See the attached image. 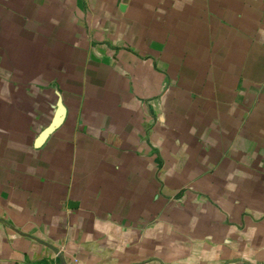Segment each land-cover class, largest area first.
Segmentation results:
<instances>
[{"label":"crops","instance_id":"0c3cea01","mask_svg":"<svg viewBox=\"0 0 264 264\" xmlns=\"http://www.w3.org/2000/svg\"><path fill=\"white\" fill-rule=\"evenodd\" d=\"M53 262L264 264V0H0V264Z\"/></svg>","mask_w":264,"mask_h":264},{"label":"water","instance_id":"95a60500","mask_svg":"<svg viewBox=\"0 0 264 264\" xmlns=\"http://www.w3.org/2000/svg\"><path fill=\"white\" fill-rule=\"evenodd\" d=\"M63 115H64V108L61 105H59L52 123L44 131L41 138H44L45 136H47L54 128H56L61 123Z\"/></svg>","mask_w":264,"mask_h":264},{"label":"built area","instance_id":"2783aa9c","mask_svg":"<svg viewBox=\"0 0 264 264\" xmlns=\"http://www.w3.org/2000/svg\"><path fill=\"white\" fill-rule=\"evenodd\" d=\"M50 264H57L56 262L50 263Z\"/></svg>","mask_w":264,"mask_h":264}]
</instances>
